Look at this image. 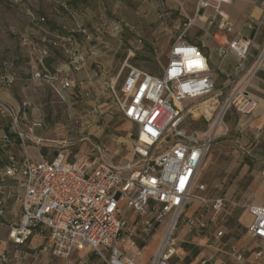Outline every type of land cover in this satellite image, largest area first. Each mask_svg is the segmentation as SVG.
Returning <instances> with one entry per match:
<instances>
[{"label": "built area", "instance_id": "1", "mask_svg": "<svg viewBox=\"0 0 264 264\" xmlns=\"http://www.w3.org/2000/svg\"><path fill=\"white\" fill-rule=\"evenodd\" d=\"M223 1L226 0H199L196 14L187 17L184 31L171 45L160 75L126 61L130 72L120 90L113 89V96L119 110L137 130L132 154L123 165L94 160L93 153L87 156L76 153L72 162L65 161L63 153L53 160L10 156L4 178L13 179L23 188L19 197L22 216L9 231V238L15 244L24 245L34 233L47 231L48 241L43 248L60 259L69 260L75 251L90 249L107 264H140L119 245L128 225L126 208H130L145 216L153 212L154 221L145 220L144 232L153 230L155 223L166 225L158 251L149 264H170L178 247L173 237L175 229L194 200L192 190L199 169L213 143L230 134L226 115L235 110L249 116L258 105L248 86L264 62V50L250 67L247 60L264 24V0L262 16L247 20L253 31L251 36L226 37L221 41V37L235 31L234 23L221 9ZM209 8L213 9L212 13L206 12ZM40 20L44 21L45 17ZM198 23L204 24V31L218 41L216 51L220 57H235L234 71L220 89L208 55L200 45L185 38L186 32ZM50 33L43 38L39 50L41 62L55 48L64 53L74 69H80L85 57L74 36ZM31 79L47 84L61 97L64 90L75 87L68 74L46 67L34 71ZM12 82L9 75L0 78V83L5 85ZM0 118L9 120L23 143L30 138L20 126L19 111L1 100ZM190 122L200 124L191 127ZM34 126L48 127L42 119L35 121ZM1 140L12 143L7 135L0 137ZM14 187L0 184V218L7 213ZM199 188L205 189V185ZM226 204L227 199L219 196L212 207L218 212ZM250 211L254 215L250 233L264 240V207L252 205ZM187 223L199 231L207 225L198 216L188 218ZM6 260V254L0 255V262Z\"/></svg>", "mask_w": 264, "mask_h": 264}, {"label": "crops", "instance_id": "2", "mask_svg": "<svg viewBox=\"0 0 264 264\" xmlns=\"http://www.w3.org/2000/svg\"><path fill=\"white\" fill-rule=\"evenodd\" d=\"M262 1L221 2L222 11L235 26V31L221 37V41L226 37L232 39L251 36L253 31L247 26V20L250 17L258 19L262 16ZM198 2L199 0H191L189 4L184 5L183 2L179 4L182 5L185 16L193 17ZM206 12L212 13L213 9L209 8ZM195 26L202 30V35L199 41L188 40L200 45L208 55L216 84L222 87L234 71L235 57H220L216 51L218 41L204 31L202 28L204 24L198 23ZM46 32L51 34L50 30ZM77 45L85 57L80 69H74L67 57L61 59L57 54H50L41 63L32 61V70L29 73H22L14 86L0 85V100L19 111L20 126L30 136L24 143L20 140L17 149L13 151L6 149L13 143V139L7 134L4 135H7L12 143L0 141V184L6 183L8 188L10 185L15 186V194L8 202L7 213L0 218V255H7V260L1 261L0 264H107L102 256L90 249L75 251L72 257L65 261L53 256L43 248L48 241L47 231L34 233L24 245L15 244L9 238L11 225L19 223L22 216V203L19 197L23 192L22 186L13 179L4 178V167L10 156L15 155L18 158L29 156L35 159L44 157L53 160L59 153L64 154L65 151L51 144L56 141L52 132L34 126V122L41 119L42 102L47 101L48 94L53 91L51 92L47 84L33 81L32 73L41 67H46L61 74H68L75 81V87L64 90L62 99L69 104L81 98L83 104L94 106L99 103L102 112L109 111L112 104H116L111 90L115 88L116 81V77L110 72L112 60L105 59L94 43L91 46L78 43ZM263 50L264 24L251 47L247 60L248 67L259 58ZM95 66L100 68L97 69ZM248 92L258 101L255 111L249 116H242L232 110L227 115L230 135L226 138L225 145L231 162L222 180L226 183L225 192L218 194L210 188L204 195L194 196V200L184 210L174 233L178 247L170 264H264V240L250 233L254 222L250 206L264 207V62L250 79ZM89 95L96 96V99H88ZM73 113L77 114V110ZM92 120H95L94 117ZM82 124L85 125L86 121ZM4 129L5 127H0V130L4 131ZM106 137L108 142L112 140L111 135ZM37 139L42 140L37 142ZM109 159L114 162L113 157ZM65 161L73 160H69L65 155ZM219 196H224L227 204L221 211L216 212L212 202ZM126 215L132 224L127 228L126 233L129 234L123 233L121 236L119 245L129 255L134 256L138 263L149 264L160 246L164 235V224H158L157 234L149 243H142L138 239L143 237L147 216L130 208H126ZM197 216L203 218L207 224L201 231L192 229L187 223L188 218ZM159 228H162L160 235ZM220 231L222 235H218Z\"/></svg>", "mask_w": 264, "mask_h": 264}, {"label": "rangeland", "instance_id": "3", "mask_svg": "<svg viewBox=\"0 0 264 264\" xmlns=\"http://www.w3.org/2000/svg\"><path fill=\"white\" fill-rule=\"evenodd\" d=\"M190 1L0 0V78L5 75L13 77L11 86H14L22 73L32 70V61L41 63L39 50L43 46V38L49 35L47 30L75 33L78 44L91 46L94 43L105 59L112 60L110 72L116 77L117 91L130 72L129 65L160 75L168 61L171 45L182 34L188 20L179 3L185 5ZM42 17L46 19L44 23L40 22ZM83 29L86 35H83ZM201 35L202 30L193 26L186 32L185 38L199 41ZM50 54L66 58L58 49H51ZM127 60L129 65L125 64ZM0 85L7 86L3 83ZM220 87L217 85V89ZM225 97L226 93L220 101ZM80 99L69 104L53 92L48 94L47 101L42 102L40 118L48 126L42 129L52 132L56 138L51 144L65 150L64 154L69 160H74L76 153L81 156L93 153L94 160L110 161L109 158L113 157L114 163L123 165L132 154L136 125L117 109V103H113L109 111L102 112L99 103L91 106L83 104ZM88 99L95 100L96 96L89 95ZM76 110L77 114H74ZM83 121H86L85 125ZM190 123L191 127L200 124ZM2 126L5 129L0 130V135L7 134L13 139L12 145L9 144L6 149H17L20 139L9 120L0 119ZM108 135L112 136L110 142L106 137ZM228 136L220 137L213 143L199 169L193 196L204 195L210 188L218 194L225 192L226 183L222 180L231 162L225 145ZM200 184H205L206 188L200 189ZM153 215L149 212L147 219L154 221ZM131 224L128 219L127 227ZM158 224L155 223L154 229L148 233L143 231V237L138 240L149 243L157 234ZM127 227L123 231L125 234ZM161 229L158 230L159 235ZM176 230L177 227L175 233Z\"/></svg>", "mask_w": 264, "mask_h": 264}, {"label": "trees", "instance_id": "4", "mask_svg": "<svg viewBox=\"0 0 264 264\" xmlns=\"http://www.w3.org/2000/svg\"><path fill=\"white\" fill-rule=\"evenodd\" d=\"M45 21H46V19H45L44 21H41V20H40L41 23H44ZM50 31H52V32H57V33H59V34H63V35H73L75 39H76V37H77L75 33H71V32H70V33H61V32H59V31H57V30H50ZM83 35H86V34L84 33ZM76 40H77V39H76ZM51 49H53V48H51ZM51 49H50V52H51ZM54 49H55V48H54ZM58 50H59V49H58ZM60 51H61V50H60ZM50 52H49V55H50ZM49 55H47L46 57H48ZM46 57L43 58V61L45 60ZM47 69H49V68H47ZM49 70H51V69H49ZM51 71H53V70H51ZM0 155H1V151H0ZM8 162H9V161H8ZM8 162H7V163H8ZM7 163H6V164H7Z\"/></svg>", "mask_w": 264, "mask_h": 264}, {"label": "bare ground", "instance_id": "5", "mask_svg": "<svg viewBox=\"0 0 264 264\" xmlns=\"http://www.w3.org/2000/svg\"><path fill=\"white\" fill-rule=\"evenodd\" d=\"M173 225H174V222L171 224V227L169 228L168 233L172 230Z\"/></svg>", "mask_w": 264, "mask_h": 264}]
</instances>
